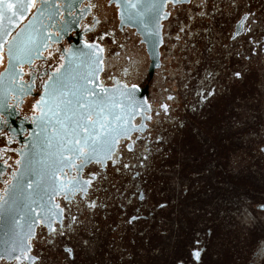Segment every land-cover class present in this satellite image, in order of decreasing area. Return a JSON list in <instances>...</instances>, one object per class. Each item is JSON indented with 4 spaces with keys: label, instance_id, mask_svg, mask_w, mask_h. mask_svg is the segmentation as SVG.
Listing matches in <instances>:
<instances>
[{
    "label": "flooded vegetation",
    "instance_id": "flooded-vegetation-1",
    "mask_svg": "<svg viewBox=\"0 0 264 264\" xmlns=\"http://www.w3.org/2000/svg\"><path fill=\"white\" fill-rule=\"evenodd\" d=\"M42 15L40 50L0 84V264H264V0L166 3L155 67L110 0H46ZM78 64L90 77H53ZM75 79L91 86L72 102ZM117 86L136 96L111 131L108 102L87 100ZM51 96L70 151L19 212L7 192Z\"/></svg>",
    "mask_w": 264,
    "mask_h": 264
},
{
    "label": "water",
    "instance_id": "water-1",
    "mask_svg": "<svg viewBox=\"0 0 264 264\" xmlns=\"http://www.w3.org/2000/svg\"><path fill=\"white\" fill-rule=\"evenodd\" d=\"M45 1L41 0L40 6L29 17V19L17 28L22 20L26 17L31 0H6L7 3L21 5L16 10V15L12 11L5 12L3 18H0V53L4 49L7 59V66L4 72L0 74V84L8 77L9 73L18 64L26 61L31 52H37L42 45V31L40 20L43 18ZM182 2L186 0H110L117 7L118 18L122 25L135 29L140 33L142 41L146 46L147 53L150 57L152 67L158 65L159 46L161 43V21L165 18L163 10L168 2ZM15 10V9H14ZM0 11L3 8L0 7ZM12 38L7 41L12 34ZM1 58V56H0ZM90 77V69L85 64H78L76 67L67 65L61 73L53 77ZM68 85L78 86V95L72 96L71 101H81L80 92L82 87L90 88L91 83L83 82L80 79L69 80ZM56 85V83H52ZM96 87V84H94ZM90 91V89L88 90ZM96 92V89L93 91ZM136 90L134 88L113 87L105 89L101 95H94L88 99V107L93 104L101 108L102 99L109 104V120L111 131L113 127L127 125L131 117L128 115L129 107L135 100ZM51 105L47 114V122L41 125L37 124L28 147L23 152L20 159V166L16 177L7 192V205L14 206L16 211L21 212L26 205L33 206L41 204L45 197L42 195L43 188L49 183L53 166L57 164L65 149L59 146L61 140L59 133L64 131L58 127L56 115V103L59 98L51 96ZM97 105V106H96ZM106 108V106H105ZM75 109L74 106L71 108ZM105 114H107L105 112ZM104 114V115H105ZM69 119L78 117L77 113L69 112L62 114ZM99 118L100 115H97ZM130 117V118H129ZM129 118V119H128Z\"/></svg>",
    "mask_w": 264,
    "mask_h": 264
},
{
    "label": "snow or ice",
    "instance_id": "snow-or-ice-1",
    "mask_svg": "<svg viewBox=\"0 0 264 264\" xmlns=\"http://www.w3.org/2000/svg\"><path fill=\"white\" fill-rule=\"evenodd\" d=\"M0 7L3 8V11H0V18H3L5 12H7V11H12V15L15 16L16 15V10H18L21 7V5H14L13 3H7L6 0H0ZM246 19H247V17H245V20ZM233 75L235 77H240L241 76V73L239 71H236V72L233 73ZM206 95H214V92L211 89H209L207 91ZM169 98L171 99V97H169ZM164 107L167 110V106L165 105ZM149 119H150V117H149ZM87 120L89 122H91V116L87 117ZM101 127H103V125ZM81 131L84 132V133H88V125L83 126L81 128ZM75 143L77 145H80L81 144V141L80 140H76ZM84 144L86 145L87 144V141H84ZM78 153H79V155H82V156H85L86 158H89L88 155H87V153L84 151V148H79L78 149ZM109 159H111V157H109ZM96 162L98 164H102L103 163L102 160H97ZM125 167H128V165H125ZM85 184L90 185L91 184V181H85ZM79 191L86 192L87 191V188H81V189H79ZM141 199H143V196H141ZM90 206L91 207H95V204H91ZM161 207H163V205H161ZM262 207H264V206H262ZM136 218L137 217H135V216L131 217L130 220H129V223H131V221L132 220H135ZM50 231L56 232L57 229L50 228ZM65 252L68 253L70 256H74L73 249H71V248H66L65 249ZM200 255H201V253H200L199 250H196L194 252V257L197 260L200 258Z\"/></svg>",
    "mask_w": 264,
    "mask_h": 264
}]
</instances>
